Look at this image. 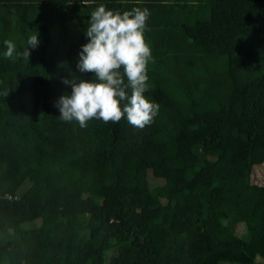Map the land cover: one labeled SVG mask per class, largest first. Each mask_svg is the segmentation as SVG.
<instances>
[{"label":"trees","instance_id":"1","mask_svg":"<svg viewBox=\"0 0 264 264\" xmlns=\"http://www.w3.org/2000/svg\"><path fill=\"white\" fill-rule=\"evenodd\" d=\"M101 4L150 11L142 129L55 106ZM262 162L264 0H0V264H264Z\"/></svg>","mask_w":264,"mask_h":264},{"label":"clouds","instance_id":"2","mask_svg":"<svg viewBox=\"0 0 264 264\" xmlns=\"http://www.w3.org/2000/svg\"><path fill=\"white\" fill-rule=\"evenodd\" d=\"M147 8L114 11L99 5L90 14L86 29L88 42L79 53L77 68L93 74L91 80L64 79L70 95H61L55 106L62 121L75 120L81 128L92 119L118 123L122 119L137 128L150 125L159 105L149 100L147 66L152 52L145 40ZM4 56L23 57L28 61L30 48L38 45L37 35L30 36L27 48L18 52L12 40L4 41Z\"/></svg>","mask_w":264,"mask_h":264},{"label":"rangeland","instance_id":"3","mask_svg":"<svg viewBox=\"0 0 264 264\" xmlns=\"http://www.w3.org/2000/svg\"><path fill=\"white\" fill-rule=\"evenodd\" d=\"M146 179L150 185H158V184H161L163 182L161 179L152 176L150 172L146 173ZM250 180L254 184L264 186V162H262L261 164L253 166L252 171H251ZM232 228H233V232L237 236H240L244 239H247L248 233L242 224L236 222L235 224L232 225ZM235 261L237 263H223V264H241L238 262H245L244 258H242L239 255H237V258Z\"/></svg>","mask_w":264,"mask_h":264}]
</instances>
